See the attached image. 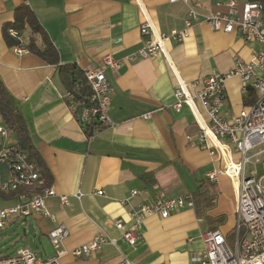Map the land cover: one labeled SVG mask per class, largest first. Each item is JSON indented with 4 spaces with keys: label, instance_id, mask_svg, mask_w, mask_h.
<instances>
[{
    "label": "crops",
    "instance_id": "1",
    "mask_svg": "<svg viewBox=\"0 0 264 264\" xmlns=\"http://www.w3.org/2000/svg\"><path fill=\"white\" fill-rule=\"evenodd\" d=\"M140 1L158 32L184 28L188 9L184 1ZM187 1L201 2L204 14L224 10L214 0ZM20 4L36 15L57 52L56 63H47L24 47L6 45L2 25L13 19ZM143 20L136 0H0V78L18 101L45 185L56 192L45 201L52 217L32 213L10 225L22 226L23 234H29L27 229L32 226L31 235L38 231L48 237L56 224H64L68 235L51 255L64 250L59 257L62 264H114L123 256L133 264H198L191 257L202 249L205 231L219 229L228 238L233 231V183L223 174L211 180L208 174L217 167L215 159L186 139V135L195 137L198 127L187 105L179 111L173 108L177 83L173 69L186 81L212 71L225 72L236 60L250 59L257 46L244 42L236 29L213 31L201 20L188 29L181 42L167 41L165 54L129 61L125 57L143 44ZM28 35L26 29L24 42ZM16 48L23 51L18 53ZM105 53L120 61L119 67L105 70L112 85L107 109L111 124L104 123L88 135L70 98L64 97L67 87L60 69L96 66ZM225 87L222 114L231 118L244 106L241 82L233 77ZM197 107L205 118L199 103ZM147 111L151 116L142 118ZM259 156L258 161L264 163V153ZM0 175H7L4 166H0ZM205 182L212 185L215 196L201 216L193 207L172 211L165 218L146 217L135 245L125 242L114 226L116 218L128 223L131 207L150 201L158 190L167 196L194 194ZM134 189L137 196L121 205L119 200ZM76 190L82 192L80 199L72 196ZM60 194L67 195L68 203H60ZM12 202L7 196L0 205ZM100 233L113 242L107 241L88 256L71 253ZM21 243L18 246L31 247L22 239Z\"/></svg>",
    "mask_w": 264,
    "mask_h": 264
},
{
    "label": "built area",
    "instance_id": "2",
    "mask_svg": "<svg viewBox=\"0 0 264 264\" xmlns=\"http://www.w3.org/2000/svg\"><path fill=\"white\" fill-rule=\"evenodd\" d=\"M136 1L144 16L140 24L144 41L135 53L125 57L129 61L165 54L164 45L167 41L181 42L188 35V29L201 20L206 21L213 31L229 33L236 29L244 42L255 43L257 46L250 59L236 60L235 65L225 72L212 71L208 75L186 81L173 69L177 81L173 92V108L176 111L182 105L190 108L198 131L195 137L186 135V139L215 159L217 167L208 174L209 178L216 180L219 175L228 176L236 193L233 241L229 243L227 234L219 229L207 230L201 235L202 249L193 254L191 260L198 264H264V175H257L255 171L247 173L245 169L252 157L264 153V0H214V4L222 6L224 10L208 14L200 10L203 7L201 2L188 3L182 0L188 6L185 26L168 33L158 32L146 17L142 2ZM10 33L17 34L15 30H10ZM14 50L18 53L23 51L19 48ZM119 65V60L105 53L96 66L81 69L90 95L86 104L81 103L76 114L80 123L102 121L111 124L107 109L112 85L105 70ZM233 77L240 80L243 93L247 87L252 88L255 99L253 103L242 106L231 118H225L222 114L226 97L225 83ZM64 97L73 98V92L66 90ZM197 103L201 105L205 118L201 117ZM141 116L147 119L151 111ZM10 136L0 118V166H4L7 171L5 178L0 175V200L7 196L13 199L9 205H0V229L10 225L14 219L27 218L32 213L52 217L46 209L45 201L56 195L53 187L45 185L36 163L28 158L27 153ZM250 150L255 151L247 155ZM101 192L96 191L98 194ZM137 194L138 191L134 189L119 203L125 205ZM72 196L80 199L82 192L76 190ZM59 201L61 204L68 203L67 195L60 194ZM193 207L192 194L167 196L164 191L158 190L150 201L131 207L128 223L116 218L114 226L125 242L135 245L146 217L157 215L165 218L172 211ZM47 235L50 242L58 246L68 235V230L64 224L58 223ZM107 241L113 242L100 233L72 249L71 253L75 256H88ZM64 252L61 250L57 255L43 258L31 247L21 245L8 254H1L0 264H62L59 257ZM114 264L133 263L123 256Z\"/></svg>",
    "mask_w": 264,
    "mask_h": 264
},
{
    "label": "trees",
    "instance_id": "3",
    "mask_svg": "<svg viewBox=\"0 0 264 264\" xmlns=\"http://www.w3.org/2000/svg\"><path fill=\"white\" fill-rule=\"evenodd\" d=\"M28 29L29 35L27 42L22 39L24 31ZM10 30H15L16 35H12ZM2 37L9 47H24L28 52L33 53L47 63H56L57 52L49 41L44 29L40 25L34 12L24 4L15 8L13 19L2 25ZM67 90L73 92V98L69 104L74 106L75 115L80 110L82 104H86L90 95V89L82 71L75 66H64L60 69ZM76 86V87H75ZM255 99L254 90L247 87L242 95L244 106L253 103ZM0 118L4 126L9 130L10 135L16 141L17 146L27 153L28 158L37 162L38 155L35 151L26 121L19 109L18 101L5 86L0 78ZM102 121H92L82 124L85 131L90 135L95 129L103 125ZM45 176L42 174L41 176ZM47 183V182H46ZM47 185V184H46ZM209 182L201 183L198 190L192 194L194 209L198 216L204 214V211L212 206L215 193L210 191ZM11 197V196H10ZM16 227V226H15ZM233 232V231H232ZM2 234H0L1 236ZM14 246H12L13 248ZM4 254L0 252V255Z\"/></svg>",
    "mask_w": 264,
    "mask_h": 264
},
{
    "label": "rangeland",
    "instance_id": "4",
    "mask_svg": "<svg viewBox=\"0 0 264 264\" xmlns=\"http://www.w3.org/2000/svg\"><path fill=\"white\" fill-rule=\"evenodd\" d=\"M255 150H250L247 152V155H251ZM262 156H259L261 159ZM258 158V159H259ZM256 157L250 159L248 163L245 165V169L247 173H251L255 171L258 175L264 173V163L256 162ZM262 183H264V177L262 179ZM16 226V225H15ZM11 226L7 225L4 228L0 229V252L4 254H8L13 249L12 246H18L21 243V239L28 245H30L40 257L45 258L46 256H51L56 251V246H54L49 238L37 231L34 235L31 234H23L22 226ZM234 235L233 232L229 235L228 242L231 243L233 241Z\"/></svg>",
    "mask_w": 264,
    "mask_h": 264
},
{
    "label": "water",
    "instance_id": "5",
    "mask_svg": "<svg viewBox=\"0 0 264 264\" xmlns=\"http://www.w3.org/2000/svg\"><path fill=\"white\" fill-rule=\"evenodd\" d=\"M31 229H32V226H30V227L27 229V232H28L29 234H31ZM22 231L24 232V229H23Z\"/></svg>",
    "mask_w": 264,
    "mask_h": 264
}]
</instances>
